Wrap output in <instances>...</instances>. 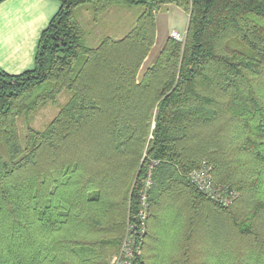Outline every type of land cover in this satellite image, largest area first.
Segmentation results:
<instances>
[{
	"label": "trees",
	"instance_id": "trees-1",
	"mask_svg": "<svg viewBox=\"0 0 264 264\" xmlns=\"http://www.w3.org/2000/svg\"><path fill=\"white\" fill-rule=\"evenodd\" d=\"M58 1L34 68L0 72V264H109L151 159L133 264H264V0ZM111 2L141 7L133 28L87 44L75 9ZM171 3L188 13L185 40L167 38L137 82L154 11ZM60 94L56 116L21 140L17 117ZM212 133L220 145L202 158ZM204 159L237 192L233 204L213 203L186 178ZM175 193L189 195L187 206Z\"/></svg>",
	"mask_w": 264,
	"mask_h": 264
},
{
	"label": "rangeland",
	"instance_id": "rangeland-1",
	"mask_svg": "<svg viewBox=\"0 0 264 264\" xmlns=\"http://www.w3.org/2000/svg\"><path fill=\"white\" fill-rule=\"evenodd\" d=\"M140 8V6L129 7L121 3L111 2L103 8L98 6V8L94 9L91 4H86L80 6L78 8L79 10L75 9L74 14H76L84 35L86 36V43L95 46L104 36H109L114 39L123 38L133 28L135 20L141 11ZM154 16L156 41H154L146 58L139 67V70L136 74L137 82H140L145 71L154 62L166 39L172 38V31H176L182 36L181 42H184L185 40L188 23V13L185 10L173 3L164 4L157 11H154ZM166 34L167 37L164 38ZM161 40H163V42L160 43ZM67 98L68 95L60 94L56 101L48 100L45 103H39L26 115L22 114L21 116H18L16 119L17 129L21 140H23L27 127L39 130L44 129L47 124L56 116L60 107L67 101ZM202 135V138L204 139L206 137L205 132ZM210 135L214 142L212 143L208 140L202 142L201 149L204 151L203 156H205L202 158L213 156L216 146L220 145L218 136L219 133H212ZM182 195L184 196H177V193H175L173 201L174 203L182 205L184 204L187 206L188 199L190 197L185 193H182ZM207 210L208 209L206 208L203 209L205 214H208L207 212L209 211ZM254 260L256 259L253 256H247L243 259L245 264L252 263Z\"/></svg>",
	"mask_w": 264,
	"mask_h": 264
},
{
	"label": "crops",
	"instance_id": "crops-1",
	"mask_svg": "<svg viewBox=\"0 0 264 264\" xmlns=\"http://www.w3.org/2000/svg\"><path fill=\"white\" fill-rule=\"evenodd\" d=\"M59 7L56 0L0 2V72L17 75L34 68L40 35Z\"/></svg>",
	"mask_w": 264,
	"mask_h": 264
},
{
	"label": "built area",
	"instance_id": "built-area-1",
	"mask_svg": "<svg viewBox=\"0 0 264 264\" xmlns=\"http://www.w3.org/2000/svg\"><path fill=\"white\" fill-rule=\"evenodd\" d=\"M171 37L177 41L182 40V36L176 31L171 32ZM158 163L159 160L151 159L138 180L136 208L127 218L121 245L109 264H133L143 254L151 210L149 195L154 183L153 171ZM186 178L197 192L215 204L229 206L237 198V192L234 189L214 180L212 166L205 159L191 169Z\"/></svg>",
	"mask_w": 264,
	"mask_h": 264
}]
</instances>
